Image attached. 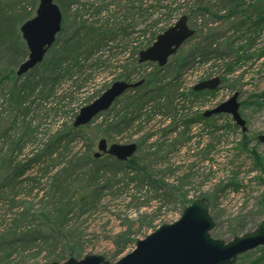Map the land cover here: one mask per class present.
Here are the masks:
<instances>
[{
  "label": "trees",
  "instance_id": "1",
  "mask_svg": "<svg viewBox=\"0 0 264 264\" xmlns=\"http://www.w3.org/2000/svg\"><path fill=\"white\" fill-rule=\"evenodd\" d=\"M122 1L55 0L65 18L58 36L62 35L67 26H69V31L63 38L57 37V41L48 51L50 52L49 57L45 56L43 62L33 68L32 72L18 76L16 67L19 68L21 62L29 55V49L20 28L25 21L34 16L38 0H32L33 10L28 9L25 0H0V60H5L3 65L0 61V84L4 80H8L10 83L9 92L4 93L7 98L8 114L7 116L0 115V140L9 143L7 153L0 158V168L7 172V175H3V181L0 184V197L3 196V191L7 187H12L15 190L24 185L26 188L32 181L36 182L47 176L50 181L47 197L49 196L50 200L43 199L41 201H44V205L45 203L52 205V210L56 214L54 217L47 214L44 216V222L49 225L50 233L41 229L31 231L20 226L23 219L32 215L30 214L31 209H21L16 216L18 218L6 229L4 236H0V250L12 247L13 251L20 252L22 255L32 249H36V253L45 249L55 251L60 244V238L64 237L70 241L69 238L73 231L67 230L66 227L72 220L70 214L74 203H81L82 206L94 204L97 199L102 197L101 195H104V189L114 188L115 184L123 179L118 177L120 174L128 178L129 174L136 172V174L142 175L141 180L155 182L156 180L148 172V167L144 165L145 160L141 156L135 155L126 161L119 160L107 153H101L99 157H96L95 153L98 150L95 151L93 148L95 142L99 143L102 138L113 140L116 135L123 134L134 127L136 131H141L152 126L149 129L152 131L148 132L147 136H144L139 142L138 150L141 149V146L146 144L150 137L154 138L157 128L164 124V120L169 118L170 122L176 123V117L173 119L169 117V112H166L167 117L162 116L160 121L157 120L156 117L159 116L156 112L157 109L160 111L165 105L170 111L174 110L176 114L178 110L186 108V102L195 103L207 93L212 94L217 91V89L195 91L191 87L189 91L180 92L183 89L182 75L179 76L180 71L193 66L198 58L199 61L209 63L215 59H227L228 53L236 55H239L240 52L247 53L255 46L256 39L264 32V0H148L150 4L144 10L141 9L142 6L137 7L134 0H126V6H124L126 12L120 14L116 9L110 11L112 4L121 8ZM178 1H184L183 3L188 5L187 14L184 15H187L190 21L192 18L196 19L206 15L210 17L211 22L207 19L200 22L201 27L198 24L195 27L190 25L195 33L171 57L176 76L174 79H169V76L161 73L165 66L160 67L153 62L140 63L139 53L156 40L155 37L159 31L165 30L177 18L179 14L177 11L180 7L174 6V4ZM137 11L139 12L137 13ZM91 15L93 16L90 17ZM138 16L143 20L140 21ZM110 18H113V21ZM212 22L216 25L211 26ZM135 33L146 37L148 33L151 35L143 41H139L138 38V43L132 46V57L135 58V61L133 68L129 69L131 65L122 58L129 47L128 37ZM237 35L239 37L234 40L233 37ZM242 38L245 39L246 44L240 45L238 43L240 40L243 41ZM142 47L144 48L142 49ZM263 51L264 48L262 53H264ZM251 57L253 56L251 55ZM240 59L239 56L238 60ZM115 60H117L116 67L123 68V72L118 78L127 82H135V74H138V69L145 65H154L157 69L148 76H140L139 80H143L141 85L131 88L118 98L111 108L101 112L89 124L76 127L74 126L75 120L70 124L62 122L63 125L56 122L50 128V131H53L57 126L53 134L46 139L41 137L37 142H33L32 139L31 142L34 144L28 143L30 137L37 130V127L32 126V119L28 118L32 110L31 104L36 101L30 102L31 97L39 100L46 99L57 92L65 79L73 78L76 75H79L81 79V75L86 71V64L88 67L101 65L109 67L114 64ZM74 85L80 86L77 83ZM99 93L91 95L92 101L99 97ZM179 96L182 98V103L180 107H177L175 100ZM28 103L29 105H27ZM112 112L111 118L108 117L95 124L99 117L112 114ZM214 117L198 115L190 119L186 118L187 120H184V125L187 126L185 130L190 129L194 122ZM20 122L25 126V133L11 135L10 130ZM4 123L9 126L4 127ZM157 125L159 126L157 127ZM234 126L237 125L234 124ZM242 134L243 138L239 142V149L249 151L250 139L247 138L245 132ZM169 135L164 136L166 138L163 140H159L157 137L156 145L159 151L163 152L165 148L169 150L176 147L175 141L168 142ZM35 138H37L36 135ZM214 138L213 135L212 139ZM217 139L220 140L219 137ZM73 143H82L85 146L81 154L73 153ZM28 144L31 147L25 157L30 153L38 154L30 159L26 157L28 161L23 164V162L17 161V155ZM152 145L154 144L152 143ZM206 146L210 151L214 146L213 140L209 141ZM249 152L253 155L256 165L263 170L264 166L258 163L259 154L254 149ZM69 155L71 156L69 157ZM67 158L69 159L66 161ZM38 161L40 164L47 163L46 168L38 166L40 178L37 176L22 178L26 171L32 169V164ZM48 162L52 163L53 167L63 164V169L49 176L51 165ZM133 176H130L132 180L135 179ZM187 177L188 175L182 176L181 183ZM145 181L142 183L140 181L139 186H144L141 184H144ZM229 185L238 187V184L233 180ZM33 189L34 187L30 188L29 192H32ZM12 194L10 203H14L19 197L23 198L20 191H15ZM182 195L185 197V194ZM199 198L208 200L205 196ZM148 201L144 203L146 204ZM186 201L184 209L194 200ZM61 212L63 214H60ZM259 213L264 218L263 206ZM238 228L239 224L232 226L234 231ZM129 234L127 232L119 234L115 255L124 251L127 241H129L127 239ZM11 236L14 238L7 241L5 237ZM68 246L70 253L80 248L73 247L71 242H67L66 247ZM11 255L12 253H6L0 256V264H3Z\"/></svg>",
  "mask_w": 264,
  "mask_h": 264
},
{
  "label": "rangeland",
  "instance_id": "2",
  "mask_svg": "<svg viewBox=\"0 0 264 264\" xmlns=\"http://www.w3.org/2000/svg\"><path fill=\"white\" fill-rule=\"evenodd\" d=\"M25 1L28 4V9L33 10L32 0ZM125 1H122L121 8L112 4L110 11L112 12L116 9L120 14L126 12L124 8L126 6ZM134 1L137 7L142 6V10L150 4L148 0ZM184 1H178L174 4V6L180 7V9L177 11L179 12L177 18L171 25L182 15L187 14L188 5L186 6V3H183ZM39 2L38 0L35 6L34 15L36 14ZM198 18H192V21L189 19L188 23L193 27L197 24L201 27L200 22L207 19L211 22L210 17L206 15ZM110 19L113 21V18ZM138 19L140 21L143 20L140 16H138ZM63 20L65 21L64 17ZM215 25L212 22L211 26ZM168 28L169 26L166 27V29ZM165 30L159 31L157 36ZM68 31L69 26L66 27L58 38H63ZM138 34L135 33L128 37L130 41L129 47L127 48V53L123 54L122 59L131 65L129 69L133 68L132 66L135 61V58L132 57V46L138 43V38L139 41H143L151 35L148 33L146 37L139 36ZM238 37L239 35L233 37V39L235 40ZM243 43L246 44L245 39L242 42L240 40L238 44L241 45ZM263 48L264 32L256 39L255 46L248 50L249 52L247 51V53L240 52L239 55L228 53L227 59H215L209 63L199 61L198 58L193 66L180 71L179 76L182 75L181 81H183V89L180 92L189 91L191 87L196 86L199 82L215 77H220L222 82L217 91L212 94L207 93V95L199 98L195 103L186 102V108L178 110L176 114L174 110L170 111L165 105L160 111L157 109L156 112L159 115L156 117L157 120L160 121L163 118L162 116L165 117L166 112H169V117L172 119L176 117V123L173 124L167 118V120H164V124L157 125L159 127L156 130L154 138L151 139L150 137L146 144H143L141 149L139 148L135 153L136 156H141L145 160L144 165L148 167V172L152 174L156 181L141 180L142 175H138L136 172L129 174L128 178L120 174L118 177L123 179L117 182L114 188L104 189V195H101L102 197L97 199L94 204L82 206L81 203H74L73 207H71L72 213L70 214V218L72 220L70 221V225L66 227L67 230L73 231L69 238L70 241L62 237L60 238L58 249H55V251L45 249L40 253H36V249H32L24 252L23 255L20 252L13 251L12 247H7L6 250H0V256L6 253H12V255L3 264L64 262L70 257L82 259L86 255L91 254L101 255L108 261L116 262L123 256L131 253L136 248L138 240L146 238V236L163 224L177 221L183 213L184 202H187L186 200H196L203 196L208 199L210 214L215 221V227L211 231L212 237L229 241L235 236H240L257 229L263 219V215L259 212L261 207H264V169L261 170L256 165L253 155L249 151L254 149L260 156L259 165L264 166V143L258 139L259 135L264 134ZM49 55L50 52L47 53L46 57H49ZM239 56L241 57L240 60H238ZM0 61L1 65L5 63V60ZM113 63L109 67L105 65L88 67V64H86L87 68L81 75V79L79 75L65 79L57 89V92L46 99L39 100L31 97L30 102L36 101L31 104L32 110L28 118L32 119V126L37 127V130L30 137L31 139L29 138L30 141L28 143L34 144L31 142L32 139L33 142H37L39 138L45 137L46 139L49 135L53 134L57 126L53 131H50V128L56 122L60 124L62 122L68 124L74 122L80 109L92 102L93 98L91 95L93 93L100 92L99 94L101 95L114 82L120 80L118 77L123 72V68L116 67L117 60ZM230 67L231 69L229 70ZM17 69L18 66L16 67ZM156 69L157 67L154 65H145L139 68L138 74H135V80L138 81L140 76H148ZM161 73L162 75L169 76V79H174L176 73L174 71L173 59H170ZM74 82L80 84V86H75ZM0 85V115L7 116V98H5L4 93L9 92L10 83L8 80H4ZM235 93H238V101L241 104L240 112L246 120V136L250 139L249 151L239 149V142L243 138V131L234 122L230 114L223 113L209 120L194 122L190 129L185 130L187 128L184 125L186 118L190 119L198 115H204L206 111L212 110L227 101ZM181 101L182 98L179 96L175 100V105L180 107ZM10 115L12 114L10 113ZM112 115L113 112L112 114L102 115L96 120L95 124L108 117L111 118ZM234 124L237 126H234ZM8 126L9 124L4 123V127ZM151 127L141 131H136L134 127L123 134L116 135L113 140H108V142L109 144H129L134 142L138 146L140 140L144 136H147L148 132L152 131L149 130ZM24 133L25 126L21 122L10 130L11 135ZM35 135L37 138L34 139ZM166 135H169L170 138L168 142L175 141L177 145L175 148H170L169 150L165 148L162 152L158 150L156 140L157 137L159 140H163L166 138L164 137ZM213 135L214 139H212ZM211 140H213L214 146L208 151L206 145ZM187 142H189L188 145ZM30 144L18 155L15 152L17 161L25 164L28 161L26 157L30 159L38 154L30 153L25 157L30 150ZM189 146H191V149H189ZM8 147V142L0 140V158L7 153ZM97 147L98 141L95 142L93 147L95 151L98 150ZM84 148L85 146L82 143H73V153L81 154ZM39 162H34L32 169L26 171L22 178L32 176L40 178L41 174L38 172V168H46L47 163L40 164ZM51 164L49 163V165ZM62 166L63 164H57L54 167L51 165L49 167V176L63 169ZM3 175H7V172L6 170L2 171L0 168V184L3 181ZM131 175H134V180L131 179ZM186 175H188L187 179L181 183L182 180L180 178ZM232 180L238 184L237 188L229 185ZM140 181L141 183L145 181L144 184H141L144 186H139ZM49 182L46 176L39 181H32L26 188L24 185H21V187L19 186L15 190L12 187L4 189L3 196L0 197V236H4L3 234L6 229L18 218L16 216L20 210L28 208L31 209L30 214L32 215L29 218L27 216V220L23 219V223L20 226L31 231L41 229L50 233V227L47 223L45 224L44 216L47 214L54 217L56 214L52 210V205L46 203L44 205V201H41L43 199L50 200V197H47L50 188ZM32 187H34L33 191L29 192V189ZM15 191H20L23 198L19 197L14 203H10L11 195ZM182 194H185V197ZM81 200L83 199L81 198ZM146 201L148 203L145 204L144 202ZM60 214H63V212ZM235 224H239V228L234 231L232 226ZM242 225L243 227L241 228ZM123 232L130 233L127 238L129 241H127L124 251L119 255H115L118 248V236ZM5 238L7 241H10L14 236ZM67 242H71L73 247L80 248L70 253L71 251L68 250L69 246L66 247ZM236 264H264V246H259L240 255Z\"/></svg>",
  "mask_w": 264,
  "mask_h": 264
},
{
  "label": "water",
  "instance_id": "3",
  "mask_svg": "<svg viewBox=\"0 0 264 264\" xmlns=\"http://www.w3.org/2000/svg\"><path fill=\"white\" fill-rule=\"evenodd\" d=\"M63 12L55 0H40L36 14L21 25V32L29 49V55L19 66L17 75L22 76L43 62L49 48L55 43L62 29ZM187 15L181 18L163 33L155 42L139 53V62H156L164 66L176 54L195 30L190 27ZM220 77L198 83L195 91L215 90L221 83ZM143 80L132 83L124 80L114 82L98 98L82 107L76 116L74 126L89 124L98 114L107 111L114 102L130 88L137 87ZM241 104L238 93L204 116L226 113L244 132L246 120L240 112ZM264 143V134L259 135ZM138 149L136 143L109 144L106 138L98 143L99 157L107 153L119 160H128ZM215 221L210 214L209 203L198 198L186 206L181 217L170 224H163L146 238L138 240L136 248L116 262H111L101 255H86L82 259L70 257L64 262L53 261L45 264H236L238 257L259 246H264V218L254 231L235 236L229 241L212 237Z\"/></svg>",
  "mask_w": 264,
  "mask_h": 264
},
{
  "label": "flooded vegetation",
  "instance_id": "4",
  "mask_svg": "<svg viewBox=\"0 0 264 264\" xmlns=\"http://www.w3.org/2000/svg\"><path fill=\"white\" fill-rule=\"evenodd\" d=\"M54 44H55V43H54ZM54 44H53V45H54ZM53 45H52V46H53ZM52 46H51L50 48H52ZM50 48H49V50H50ZM49 50H48V51H49Z\"/></svg>",
  "mask_w": 264,
  "mask_h": 264
}]
</instances>
